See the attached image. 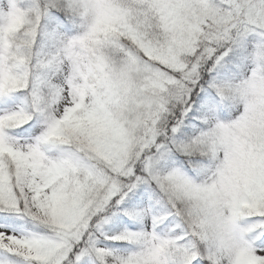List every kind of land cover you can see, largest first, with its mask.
<instances>
[{
	"label": "snow or ice",
	"instance_id": "obj_1",
	"mask_svg": "<svg viewBox=\"0 0 264 264\" xmlns=\"http://www.w3.org/2000/svg\"><path fill=\"white\" fill-rule=\"evenodd\" d=\"M0 264H264V0H0Z\"/></svg>",
	"mask_w": 264,
	"mask_h": 264
}]
</instances>
